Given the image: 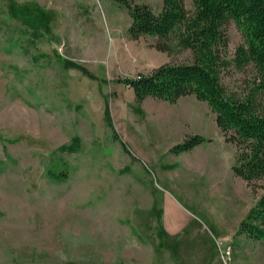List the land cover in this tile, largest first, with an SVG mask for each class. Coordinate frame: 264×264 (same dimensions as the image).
<instances>
[{
  "label": "rangeland",
  "instance_id": "1",
  "mask_svg": "<svg viewBox=\"0 0 264 264\" xmlns=\"http://www.w3.org/2000/svg\"><path fill=\"white\" fill-rule=\"evenodd\" d=\"M130 23L114 0H0V264H264V239L239 232L264 179L233 173L207 102H136L118 79L191 53L132 38ZM226 31L233 59L244 37ZM253 77L235 62L222 72L237 94ZM193 133L211 140L170 150Z\"/></svg>",
  "mask_w": 264,
  "mask_h": 264
},
{
  "label": "trees",
  "instance_id": "2",
  "mask_svg": "<svg viewBox=\"0 0 264 264\" xmlns=\"http://www.w3.org/2000/svg\"><path fill=\"white\" fill-rule=\"evenodd\" d=\"M114 1L128 10V33L132 38L151 35L156 38L154 46L161 51L172 53L180 49L191 53L189 61L165 62L147 73L118 80L132 88L138 103L148 97L174 103L188 95L207 102L225 140L235 145L233 173L256 189L257 182L264 179V0H191L192 9L187 8L186 0H162L158 12L145 2ZM230 21L244 37L233 59L227 57L226 26ZM58 58L66 67L79 68L94 77L83 65L60 54ZM232 62L254 69L250 87L243 94L229 91L222 82V72ZM106 121L119 139L108 110ZM210 140L193 133L170 150L191 151ZM72 148L73 145L69 149ZM239 232L264 239V192L242 219Z\"/></svg>",
  "mask_w": 264,
  "mask_h": 264
},
{
  "label": "built area",
  "instance_id": "3",
  "mask_svg": "<svg viewBox=\"0 0 264 264\" xmlns=\"http://www.w3.org/2000/svg\"><path fill=\"white\" fill-rule=\"evenodd\" d=\"M230 253V246H228L225 250V254L228 255Z\"/></svg>",
  "mask_w": 264,
  "mask_h": 264
},
{
  "label": "bare ground",
  "instance_id": "4",
  "mask_svg": "<svg viewBox=\"0 0 264 264\" xmlns=\"http://www.w3.org/2000/svg\"><path fill=\"white\" fill-rule=\"evenodd\" d=\"M161 131V130H160Z\"/></svg>",
  "mask_w": 264,
  "mask_h": 264
}]
</instances>
